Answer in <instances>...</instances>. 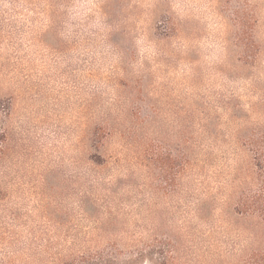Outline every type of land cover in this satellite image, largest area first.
Returning <instances> with one entry per match:
<instances>
[{"label": "rangeland", "instance_id": "374dc122", "mask_svg": "<svg viewBox=\"0 0 264 264\" xmlns=\"http://www.w3.org/2000/svg\"><path fill=\"white\" fill-rule=\"evenodd\" d=\"M164 13L180 30L158 42ZM259 120L264 0H0V188L23 235L111 239L124 256L170 237L184 264H239L264 247V227L245 219L237 239H187L171 156L204 126L206 172L232 177L233 135ZM94 122L110 129L99 168Z\"/></svg>", "mask_w": 264, "mask_h": 264}, {"label": "trees", "instance_id": "16d2710c", "mask_svg": "<svg viewBox=\"0 0 264 264\" xmlns=\"http://www.w3.org/2000/svg\"><path fill=\"white\" fill-rule=\"evenodd\" d=\"M162 17L164 31H157L158 42H166L177 36L180 30V21L169 13ZM193 123L190 121L189 125ZM256 125L249 130H238L233 135L231 157L236 163L227 165L236 173L232 177L217 179L219 177L213 171V175L206 172L205 167L212 166L215 160L210 147L204 148L198 140L204 126L189 130L186 150L181 158L179 155L171 156L173 180L181 170L186 177L184 208L189 226L186 229L195 235L188 234L187 239H237L231 234L241 235L239 225L245 219L264 227V121L259 120ZM104 133H110L108 125L94 122L90 133L94 151L88 158L94 168L103 167L112 158L109 156L108 160L105 155L101 142ZM5 137L3 134L0 140L4 141ZM150 151L146 149L148 154ZM176 187H179L178 183L175 189H179ZM18 218V213L7 204L6 192L0 188V264H135L136 259L144 255L148 256L151 264H184L185 261L184 251L170 237H164L167 240L162 241L156 240L161 238L153 239L145 243V247L124 256L117 241L111 239L104 242L42 239L40 229L36 227L27 228L23 235L21 227L16 224ZM239 264H264V247L243 255Z\"/></svg>", "mask_w": 264, "mask_h": 264}]
</instances>
